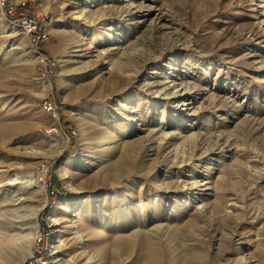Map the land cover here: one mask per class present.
Returning <instances> with one entry per match:
<instances>
[{"label":"rangeland","instance_id":"rangeland-1","mask_svg":"<svg viewBox=\"0 0 264 264\" xmlns=\"http://www.w3.org/2000/svg\"><path fill=\"white\" fill-rule=\"evenodd\" d=\"M85 1L12 0L43 51L0 12V264H144L115 250L139 203L161 264H264V0ZM165 79L192 97L141 107Z\"/></svg>","mask_w":264,"mask_h":264},{"label":"bare ground","instance_id":"bare-ground-1","mask_svg":"<svg viewBox=\"0 0 264 264\" xmlns=\"http://www.w3.org/2000/svg\"><path fill=\"white\" fill-rule=\"evenodd\" d=\"M85 2L88 5L91 3L90 0H86ZM93 6L94 5H89V9L83 8L82 10H83V12L84 11L85 12L88 11V13H92L94 11V9L92 10ZM101 17L100 16L97 17V20L99 21L101 19H104L103 17L102 18ZM111 29H112V27H108L107 28L109 33L111 32L110 34H112ZM107 35H108V37L110 36L109 34H107ZM112 39H113L114 43L120 42V41H115V39H116L115 37H112ZM115 48L116 47H114L113 49H115ZM120 62H118V63H120ZM120 68H121V66H120ZM207 71L208 72L210 71L209 68H208ZM171 81L172 82H170L169 80L167 81V79H165V81L160 82L158 84L155 81L150 82L151 84H147V87L149 89L148 92H149V95L152 97V101H146V104L144 102H141L140 106L141 107L145 106V108H148L151 105V106H154L153 108H155V106L157 105V103L155 102V101H157L156 99L161 98V96H163L165 94L168 95V97H170V98H176V97H179V96H182V97L183 96H187L186 98L190 99L192 97V93L188 92L189 90H187L184 87L180 86L181 84H175L173 82V80H171ZM158 85H161V89L159 88V90H157V89L154 90ZM160 122H162V120ZM162 126L165 129L167 127H169L168 124L162 125ZM158 127L160 129L163 128V127H160V126H158ZM164 135H165V137H168V136H170V137L172 136L173 137L174 136V134H170V133L169 134L166 133ZM172 137H171V139H172ZM133 147H135V146H133ZM149 147L152 148V149L154 148L153 144L150 145ZM131 148L132 147L127 145L125 147V150H131ZM144 150H145V148H144ZM131 152L133 153V157H134L133 159H135L136 156L141 153L140 150H135L134 151L133 149L131 150ZM123 165L124 164H122L119 159H116L108 167H110L109 170H117V169L118 170H122V169L124 170L125 168H123ZM142 165L144 167L148 168V165L143 163V162H142ZM124 167H125V165H124ZM138 167L140 168V166H138ZM124 172H125V170H124ZM120 176H122V174H120ZM182 180H181L180 177H175V178L172 179V183L175 185L174 191L176 193H180V194H187L188 191L194 187V186H192L193 183H190V181H186V179H185V180H183L184 181L183 186H180V182H182ZM145 207L146 206H145L144 203H139L137 205V207L130 206L125 212L129 216L128 220L125 221V217L122 220V222H119V220H115L114 223H116L115 227H117V228L114 227V229L116 231L124 232L127 229H130L132 227H138V230H137L138 232L136 231L138 233V235L136 236L137 237V241L134 242L133 241V239H134L133 237H132L133 239H130V235L131 234H129V233H131V232L129 231L128 236L122 235V236H120L118 238L116 237L117 238V247L115 248V250L119 251V252H122V253H126V254L127 253H129V254L131 253V254H133V258L139 260L140 262H142L144 264H161L162 263L161 258L163 259L165 248H168L169 249L168 252H170L171 254L176 252V248L174 246H172L173 243L169 239V234L171 233V235L173 237V236L177 235V232H175V230H171L170 226L168 225V223H165V224H153L149 228H146V227L145 228L144 227L140 228L141 226H138V225H140L141 223L143 224L144 222L147 223L149 221L147 219L149 214L147 212V209H145ZM110 221H112V220L110 219ZM110 221L108 223H110ZM109 226H111V224L107 225V227H109ZM110 243L111 242L106 243L104 241V243H102L101 247L97 248V250L101 251L105 255H110V252L113 253V250H111V248H110V246H111ZM166 256H168V255H166ZM179 256L180 255H174L169 260L170 264H186L184 261H182V259Z\"/></svg>","mask_w":264,"mask_h":264},{"label":"built area","instance_id":"built-area-1","mask_svg":"<svg viewBox=\"0 0 264 264\" xmlns=\"http://www.w3.org/2000/svg\"><path fill=\"white\" fill-rule=\"evenodd\" d=\"M0 12L6 18L14 21L20 30L29 35L30 41L37 46L46 39V33L40 22L28 16L22 10H17L12 0H0Z\"/></svg>","mask_w":264,"mask_h":264},{"label":"trees","instance_id":"trees-1","mask_svg":"<svg viewBox=\"0 0 264 264\" xmlns=\"http://www.w3.org/2000/svg\"><path fill=\"white\" fill-rule=\"evenodd\" d=\"M17 9H19V8H17ZM37 48L42 50L41 43L37 45Z\"/></svg>","mask_w":264,"mask_h":264}]
</instances>
